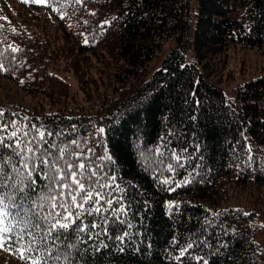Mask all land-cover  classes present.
<instances>
[{"label":"trees","instance_id":"1","mask_svg":"<svg viewBox=\"0 0 264 264\" xmlns=\"http://www.w3.org/2000/svg\"><path fill=\"white\" fill-rule=\"evenodd\" d=\"M236 46L263 48L264 0H0V76L28 94L59 84L47 110L0 106L4 203L19 206L0 208L14 241L0 249L18 264H264V74L231 100L210 80L209 57ZM65 216L52 235L26 222Z\"/></svg>","mask_w":264,"mask_h":264},{"label":"rangeland","instance_id":"2","mask_svg":"<svg viewBox=\"0 0 264 264\" xmlns=\"http://www.w3.org/2000/svg\"><path fill=\"white\" fill-rule=\"evenodd\" d=\"M170 48V42L164 45L159 57L151 63L150 72L161 67L162 58L166 56ZM219 54L220 53L217 52L215 55L212 54L209 57L210 62L213 63L212 65L216 64L215 60L217 61L210 80L223 91L228 100L233 98L235 88L243 85V83L248 80L255 79L264 74V46L261 50L236 46L226 50L225 52H221V55ZM215 57L217 58L215 59ZM191 58L192 53H189L186 60L190 62ZM60 75L63 78L62 83H66L68 85V87H65L64 89L66 93L70 97L75 96L79 99L82 98V89L85 85L81 86L78 84L72 72H69V74L60 73ZM58 85L59 84H54V82L51 81L50 86H48L49 89H44V91L40 93L45 94L49 92L51 88L55 90ZM44 94H28L23 89L19 88L18 84L0 76L1 107L5 106L4 108H6L11 106V108H14L13 110L15 111L31 113L34 111H42L44 109L47 110L50 106L47 102L48 99L44 98ZM262 192H264V189L259 191L257 194L262 196L260 195ZM0 264H18V261L0 249Z\"/></svg>","mask_w":264,"mask_h":264},{"label":"snow or ice","instance_id":"3","mask_svg":"<svg viewBox=\"0 0 264 264\" xmlns=\"http://www.w3.org/2000/svg\"><path fill=\"white\" fill-rule=\"evenodd\" d=\"M24 2H27V0H24ZM33 2H38V0H33ZM77 2H79V0H77ZM3 65L0 64V68H2ZM99 132L103 133L104 129L101 128L98 130ZM29 151H33L32 149H29ZM27 161L25 159V163H24V167H27ZM53 167H55V165H53ZM85 167L84 164H80L79 165V168L83 169ZM68 168L69 169H72L73 168V165L69 164L68 165ZM17 174H19V169H16L14 168L13 169ZM14 179L13 176H11L9 173H7L3 167H2V162H0V208H13V207H19L18 205L15 204L14 202V194L13 196H9L7 197L8 199L12 200L13 202L11 204H8V205H5L4 201H5V192H4V189L5 188H12L13 185L12 184H6L4 181L5 180H12ZM51 181L53 183L56 182L57 180V177L55 176H52L50 177ZM62 179V177H61ZM71 181L73 184L77 185L78 187V190L80 192H83L84 191V184L81 183L80 181L77 180L76 178V175H75V172L72 173V176H71ZM167 182V181H166ZM21 183H23V180H21ZM179 186V185H178ZM62 187H67L66 185H62ZM21 191L23 189H20ZM92 197V193L91 192H88L86 193V196H85V200L87 201V199L91 198ZM82 207V205H79ZM21 211H23L21 209ZM15 215H20V212H17V213H13L11 211L8 212V216L12 217V216H15ZM23 218V217H22ZM0 219H2V217H0ZM70 219V217L68 216H65L64 217V221L65 222H61L60 220H56L54 223H51L50 225L48 226H43L42 224H40L37 220V222L33 223V218H28V220L26 222L32 224V226L34 228H39L41 231H43L45 233V235H52L53 233H55L58 229H63V228H67L69 227V224L67 223V221ZM84 229H80V231H83ZM43 239V237L41 238ZM54 239H58V237H54ZM9 243H14V241L12 240H5L4 237L2 235H0V245L2 244H9ZM181 255H183V252H181ZM37 264H41V262H37ZM43 264H47V262H43Z\"/></svg>","mask_w":264,"mask_h":264}]
</instances>
